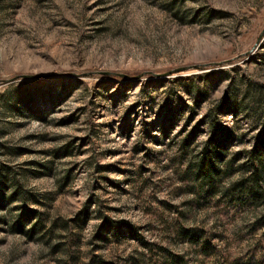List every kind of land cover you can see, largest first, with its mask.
<instances>
[{
	"label": "rangeland",
	"instance_id": "rangeland-1",
	"mask_svg": "<svg viewBox=\"0 0 264 264\" xmlns=\"http://www.w3.org/2000/svg\"><path fill=\"white\" fill-rule=\"evenodd\" d=\"M0 264H264V0H0Z\"/></svg>",
	"mask_w": 264,
	"mask_h": 264
},
{
	"label": "trees",
	"instance_id": "trees-1",
	"mask_svg": "<svg viewBox=\"0 0 264 264\" xmlns=\"http://www.w3.org/2000/svg\"><path fill=\"white\" fill-rule=\"evenodd\" d=\"M251 159H252V162H254L253 164L254 168L249 175V180H251L250 184H254V182L258 183L259 180L261 179L262 174L260 173L261 169L258 164L259 163L262 164V160L259 162L258 156L254 152L252 153Z\"/></svg>",
	"mask_w": 264,
	"mask_h": 264
}]
</instances>
